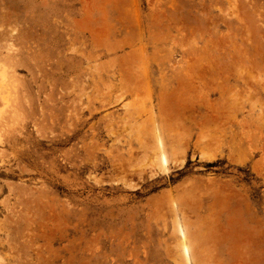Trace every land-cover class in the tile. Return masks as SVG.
Listing matches in <instances>:
<instances>
[{
	"label": "rangeland",
	"instance_id": "obj_1",
	"mask_svg": "<svg viewBox=\"0 0 264 264\" xmlns=\"http://www.w3.org/2000/svg\"><path fill=\"white\" fill-rule=\"evenodd\" d=\"M0 264H264V0H0Z\"/></svg>",
	"mask_w": 264,
	"mask_h": 264
},
{
	"label": "bare ground",
	"instance_id": "obj_2",
	"mask_svg": "<svg viewBox=\"0 0 264 264\" xmlns=\"http://www.w3.org/2000/svg\"><path fill=\"white\" fill-rule=\"evenodd\" d=\"M180 245H181V251L183 253L184 259L186 260V253L188 251V247L186 246V244L184 243L182 239H181Z\"/></svg>",
	"mask_w": 264,
	"mask_h": 264
}]
</instances>
